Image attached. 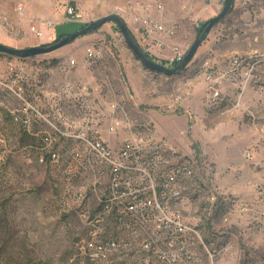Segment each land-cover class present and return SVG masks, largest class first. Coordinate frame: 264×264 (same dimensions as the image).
<instances>
[{"label": "rangeland", "instance_id": "rangeland-1", "mask_svg": "<svg viewBox=\"0 0 264 264\" xmlns=\"http://www.w3.org/2000/svg\"><path fill=\"white\" fill-rule=\"evenodd\" d=\"M146 2H160L161 13L149 14L177 28L173 35L160 38L162 47L155 52L164 61L173 46L187 52L199 26L216 16L225 0H0V31L13 35L19 44H51L60 32H73L76 25L115 14L142 49L147 41L134 16L147 15L140 8ZM20 4L24 19L15 12ZM69 6L75 10L73 21L66 19ZM31 26L40 29L42 37L30 32ZM115 27L106 22L53 52L26 57L32 78L24 96L48 115L46 98L63 85L69 60L82 63L87 48L101 49L100 59L86 69L74 67L67 79L78 86L95 82V96L103 97L86 95L94 101H87L91 108L100 110L109 100H121L134 121L149 122L152 134L159 138H172L177 158L185 156L196 164V175L184 188L179 209L197 229V264H264L262 218L250 212L222 221L229 203L253 208L259 202L264 207V0H233L230 13L212 27L188 65L169 76L146 69ZM216 30L220 38L215 37ZM7 59L16 57L0 54L1 69L6 70ZM206 61L225 76L219 84L220 96L211 97L210 103L201 71ZM43 83L45 97L37 96ZM5 100L0 130L12 151L8 154V146H0V155H5L0 161V264H80L69 262V257L77 235L83 233L81 223L75 213L59 205L67 197L68 179L59 167L36 161L39 143L33 130L23 129L21 115L14 113L18 100L8 95ZM61 107L68 118L71 99L61 98ZM76 119L75 126H81L85 114ZM121 137L104 140L116 148ZM69 148L70 143L62 148L65 160L70 158ZM246 152L251 155L246 157ZM78 175L69 179L72 185L87 189L92 184L88 171ZM224 246L225 252L218 253Z\"/></svg>", "mask_w": 264, "mask_h": 264}, {"label": "built area", "instance_id": "built-area-1", "mask_svg": "<svg viewBox=\"0 0 264 264\" xmlns=\"http://www.w3.org/2000/svg\"><path fill=\"white\" fill-rule=\"evenodd\" d=\"M140 8L147 15L134 16V20L141 23L140 32L147 41L142 47L143 52L153 61L173 67L182 60L186 50L173 46L172 54L164 61L155 51L162 47L160 38L176 33V26H166L160 16L149 14L152 10L161 13L163 5L160 2H146ZM15 12L17 18L24 19L21 4ZM74 14V8L69 6L66 19L73 21ZM2 19L8 24L6 17ZM29 30L37 37L43 35L34 26ZM215 37H221L219 30ZM101 57V49L89 47L82 63L69 60L64 69L63 85L46 98L51 109L48 115L24 96L25 85L32 78L25 58L7 59L6 70L0 68V107L7 104L6 95L18 100L20 106L14 113L21 115L23 129L33 130L39 143L36 161L49 168L59 167L68 179L67 197H63L59 205L75 213L83 229L73 243L69 262L197 264L199 251L194 240L197 229L179 209L185 198L184 188L190 187V177L196 175L197 166L185 156L177 158L179 152L172 138H159L152 134L149 122L134 121L121 100H109L100 110L91 108L88 103L94 102L91 98L103 97L95 96V82L86 81L78 86L67 78L74 67L86 69ZM201 71L210 103L211 97L220 96L219 84L225 76L207 61ZM225 74L229 76L230 71ZM42 85L43 92H38L37 96L45 97L46 85ZM61 98L71 99L72 110L68 111V118L63 114ZM83 113V124L76 127V118ZM118 134L122 137L116 148L104 140L106 136ZM67 143L72 146L69 160L62 154ZM0 146H8V154H11L12 148L1 130ZM250 155L246 152V157ZM4 157L0 155V161ZM81 170L88 171L92 178L87 189H77L70 181L79 176ZM249 209L245 204L229 203L222 221L228 223L235 213H246ZM204 249L212 259L213 254L207 246ZM221 252H225V246L219 249L218 253Z\"/></svg>", "mask_w": 264, "mask_h": 264}, {"label": "water", "instance_id": "water-1", "mask_svg": "<svg viewBox=\"0 0 264 264\" xmlns=\"http://www.w3.org/2000/svg\"><path fill=\"white\" fill-rule=\"evenodd\" d=\"M232 1L233 0H225L221 11L215 17L207 20L200 26V29L198 30L197 38L195 39L193 44L190 46V48L187 50L182 60L173 67H166L148 58L144 54V52L139 48V46L134 42V40L131 38L129 31H128V27L125 24V22L115 14L106 15L95 21H92L88 23L87 26L77 29L71 32L70 34L62 37L58 41H55L49 45H35V46H29V47H23V48H16V47L8 46L0 42V54H4L7 56L16 57V58H26V57L36 56L40 54L50 53L59 48H62L63 46L68 45L69 43H71L73 40H75L79 36H82L94 30H97L104 23L112 22L119 29L128 48L135 55L136 59L146 69L156 72V73L169 76V75H172L178 72L179 70H182L188 65L190 60L194 57L204 37L210 32V30L216 23L221 21L226 16L227 12L229 11L232 5Z\"/></svg>", "mask_w": 264, "mask_h": 264}, {"label": "crops", "instance_id": "crops-1", "mask_svg": "<svg viewBox=\"0 0 264 264\" xmlns=\"http://www.w3.org/2000/svg\"><path fill=\"white\" fill-rule=\"evenodd\" d=\"M27 32L29 35H31L30 32L28 31V29H27ZM0 42H2L3 44H9L12 46H16L17 48H22L24 46H35L38 44V42H34V41H32V42L29 41L26 44L25 43L19 44L20 42H17V39L13 35H9L7 33L1 32V31H0ZM231 189H234V188H231ZM249 193H251V192H249ZM249 208H250L249 211L246 212L247 214H249L251 212V215H253V217L256 216V218L258 220H260L262 217H264V207L261 205V203L259 204V202H258V205H255L253 208H251V206H250ZM246 213H243V214H246ZM240 214L241 213L237 212V213H235L234 216L240 215Z\"/></svg>", "mask_w": 264, "mask_h": 264}, {"label": "trees", "instance_id": "trees-1", "mask_svg": "<svg viewBox=\"0 0 264 264\" xmlns=\"http://www.w3.org/2000/svg\"><path fill=\"white\" fill-rule=\"evenodd\" d=\"M232 4H233V1H232ZM232 6V5H231ZM230 11H231V7H230V9H229V11L227 12V14H229L230 13ZM226 14V15H227ZM88 24H80V25H76L75 26V30L76 29H80V28H83V27H85V26H87ZM200 27V26H199ZM115 31H119V29L117 28V27H115ZM129 31V30H128ZM71 33V31H66V32H60V33H58L57 35H56V37H55V39H54V41L53 42H55V41H58L59 39H61L62 37H64V36H66V35H68V34H70ZM129 34H130V36H131V38L134 40V37H133V35L131 34V32L129 31ZM52 42V43H53ZM134 42H135V40H134ZM136 43V42H135ZM137 44V43H136ZM44 45H49V44H44ZM140 49H141V47H139ZM142 50V49H141ZM143 51V50H142ZM144 54L148 57V58H150L151 60H153L147 53H145L144 52ZM176 65V64H175ZM174 65V66H175ZM240 264H244L243 263V261L240 263Z\"/></svg>", "mask_w": 264, "mask_h": 264}, {"label": "bare ground", "instance_id": "bare-ground-1", "mask_svg": "<svg viewBox=\"0 0 264 264\" xmlns=\"http://www.w3.org/2000/svg\"><path fill=\"white\" fill-rule=\"evenodd\" d=\"M194 175H192V177H193Z\"/></svg>", "mask_w": 264, "mask_h": 264}]
</instances>
